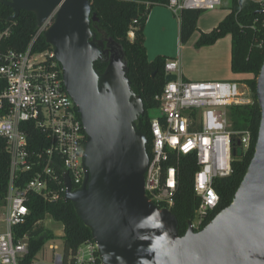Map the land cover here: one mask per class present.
<instances>
[{
  "label": "water",
  "instance_id": "1",
  "mask_svg": "<svg viewBox=\"0 0 264 264\" xmlns=\"http://www.w3.org/2000/svg\"><path fill=\"white\" fill-rule=\"evenodd\" d=\"M8 20L21 11L35 15L62 69L63 86L76 106L84 132V180L65 202L90 229L101 264H264V61L256 79L261 119L253 157L231 203L201 230L190 222L179 234L175 215L160 209L144 190L148 140L137 129L144 113L127 77L120 45L96 39L90 0H9ZM107 63L99 73L95 62ZM176 75H165V83ZM235 155H241L237 147Z\"/></svg>",
  "mask_w": 264,
  "mask_h": 264
},
{
  "label": "built area",
  "instance_id": "2",
  "mask_svg": "<svg viewBox=\"0 0 264 264\" xmlns=\"http://www.w3.org/2000/svg\"><path fill=\"white\" fill-rule=\"evenodd\" d=\"M248 1L258 4L264 13V0ZM164 6L180 24L184 11H215L222 6V0H166ZM52 22L53 16L38 28L24 51L9 50L0 54V138L5 141L9 156L0 264H101L92 238L69 253L50 240L30 262L27 261L29 236L14 238V228L24 225L29 216L30 195L55 203L64 200L65 176L72 191L79 189L84 180L82 161L86 136L76 106L63 86L62 69L52 50H34L35 41ZM134 32L131 29L127 34L131 41ZM179 70V59L166 61L165 75H176V80L165 83L161 93L155 96L159 108L150 121L151 154L144 190L160 209L171 211L179 159L192 156L197 166L193 190L199 204L189 222L193 231H199L219 204L214 181L232 173L237 147L243 154L250 146L249 131L232 130L228 109L250 105L252 97L245 82L187 81L179 76ZM23 124L32 125L46 145L30 148L28 133L20 127ZM233 136H238L235 147ZM27 176L30 179L25 181ZM58 224L57 232L62 237L63 226Z\"/></svg>",
  "mask_w": 264,
  "mask_h": 264
},
{
  "label": "trees",
  "instance_id": "3",
  "mask_svg": "<svg viewBox=\"0 0 264 264\" xmlns=\"http://www.w3.org/2000/svg\"><path fill=\"white\" fill-rule=\"evenodd\" d=\"M0 0V54L9 50L24 51L36 35L38 25L35 15L21 11L14 20H8L12 10L3 5ZM91 13L98 21L91 22V30H102L106 36L120 45L127 62V77L133 92L138 95L144 106V113L136 122L137 129L146 135L147 152L150 155L151 134L150 121L157 115L159 102L155 96L160 94L165 84L164 65L167 57L157 56L148 60L144 28L154 5H165L166 0H90ZM149 5V6H147ZM202 11H184L179 24L178 38L185 44L197 30V21ZM136 21V23H134ZM134 29V38L129 40L128 32ZM7 35H3L4 33ZM231 37V71L234 74H248L252 79L245 80L248 85L252 103L250 105L232 106L228 115L233 131H249L251 134L250 146L246 153L235 155L232 163V173L228 177L218 178L213 188L219 196V204L215 211L205 221L206 226L215 215L227 207L243 179L247 167L253 157L257 139L261 111L256 99V79L264 61V13L258 4L248 0H232L231 11L209 33H201L195 42V48L211 46L219 39ZM35 51L52 50L41 34L34 43ZM107 63L97 61L94 64L99 73H103ZM22 130L28 133L30 148L37 149L46 145L43 136L34 130L32 125L23 124ZM43 140V141H42ZM238 136H233L234 147ZM5 141L0 138V206L4 199L8 183L9 156L5 150ZM172 163V161H171ZM197 171L192 156H184L178 162V182L175 193L174 206L171 212L175 215L179 234L183 235L187 222L192 220L199 204V198L193 190V178ZM30 176L24 180L28 181ZM29 216L24 225L14 228V238L23 235L29 236L30 262L44 245L57 236L38 225L37 222L50 217L54 222L63 226V251L74 252L81 244L91 240L90 229L84 226L78 218L74 205L71 202L60 200L49 203L36 195H30L27 203ZM161 206V205H160Z\"/></svg>",
  "mask_w": 264,
  "mask_h": 264
},
{
  "label": "rangeland",
  "instance_id": "4",
  "mask_svg": "<svg viewBox=\"0 0 264 264\" xmlns=\"http://www.w3.org/2000/svg\"><path fill=\"white\" fill-rule=\"evenodd\" d=\"M231 4V0H222V6L218 7L215 11L203 12L197 21V30L185 44L179 42V24L168 8L163 5L152 6L144 28L145 47L148 60H153L157 56L167 57L168 59L180 58L183 69L197 72L201 71L203 65L206 64V60H204L205 56L208 54H205L204 58L198 55V51H196L194 47L195 43H193V38L198 33H209L212 31L214 28L208 32H202L211 28L216 22H220L229 13L232 6ZM95 31L99 33L98 40L106 41V39H108L102 30L97 28ZM249 79H252V76L243 77V79L240 78L235 81L245 82V80ZM3 214V206H0V218L3 217ZM40 226L46 230L49 229L55 234L57 233V228L60 227L58 223L56 224L49 218L45 219ZM56 236L57 238L53 239L51 243L56 245L59 249H62L63 240L60 236ZM39 256L40 254L38 257Z\"/></svg>",
  "mask_w": 264,
  "mask_h": 264
},
{
  "label": "crops",
  "instance_id": "5",
  "mask_svg": "<svg viewBox=\"0 0 264 264\" xmlns=\"http://www.w3.org/2000/svg\"><path fill=\"white\" fill-rule=\"evenodd\" d=\"M212 12V11H211ZM223 20V19H222ZM221 20V21H222ZM219 21L216 22L211 28L204 30L202 32H208L215 28L218 25ZM200 33L194 36L193 43L198 39ZM198 55L204 58L205 56L206 64L203 65L202 70L191 71L183 69L180 63L179 76L187 81H235L243 77L251 76L248 74H234L231 71V37L230 35L225 36L222 39H219L215 44L211 46H205L201 48H196ZM176 59V58H172ZM179 59L180 62V58ZM208 61V62H207ZM238 78V79H237ZM2 218H0V232L4 230L2 223ZM58 236H61V232L58 231ZM46 245V244H45ZM44 245V249H45ZM43 249V250H44Z\"/></svg>",
  "mask_w": 264,
  "mask_h": 264
},
{
  "label": "flooded vegetation",
  "instance_id": "6",
  "mask_svg": "<svg viewBox=\"0 0 264 264\" xmlns=\"http://www.w3.org/2000/svg\"><path fill=\"white\" fill-rule=\"evenodd\" d=\"M98 31H95V36H96V39L98 40L99 39V35H98Z\"/></svg>",
  "mask_w": 264,
  "mask_h": 264
}]
</instances>
